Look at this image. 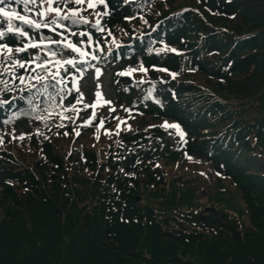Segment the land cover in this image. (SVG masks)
<instances>
[{
    "label": "trees",
    "instance_id": "16d2710c",
    "mask_svg": "<svg viewBox=\"0 0 264 264\" xmlns=\"http://www.w3.org/2000/svg\"><path fill=\"white\" fill-rule=\"evenodd\" d=\"M145 1L129 4L125 0H107L112 14L108 21L113 27V31L110 30L104 39L109 43L106 46L107 52L114 54L113 47H110L115 42L114 34L117 36L116 41L125 46L133 39L140 45V48L135 47L131 51L122 47L121 56L116 54L112 58L116 56L118 62L130 68L137 67L138 63L141 65L139 67L149 68L156 86H159L164 104L147 102L146 114L181 123L189 134L185 150L188 159L195 163L210 164L220 174L218 180L229 178L243 193L250 216L257 223L264 217V204L255 202L259 194L264 196V164H256L257 157H264L263 112L249 113L242 106L227 110L222 100L200 92L187 95L186 92L194 86L181 82V78L191 70H198L218 81L216 88H213L217 93L233 94L236 99L252 96L254 89L240 93V86L231 82V77L236 73H250L253 66L261 63L259 50L261 52L264 46V14L255 20L257 25L251 23L227 29L212 23L203 24L199 14L190 9H183L179 14L168 17L166 13L171 10L164 9L166 6L161 1ZM196 1L208 14L214 13L215 16L228 19L241 16L246 3V0ZM143 3L152 4V8L147 10L145 6L143 9ZM17 7L23 12L22 5ZM261 8L264 9V0ZM138 12L145 13L144 19L137 16L129 22L125 19V16H135ZM157 20H160L159 28L153 33L145 32ZM86 25L82 23L74 27L84 28ZM127 34L129 37L125 38ZM192 34L196 35L194 40L191 39ZM138 39L141 43L136 42ZM157 42L176 44L181 51L173 54L171 51L160 50L158 53L154 47ZM50 47L56 48L57 45ZM77 64L81 65L79 61ZM152 66L178 72L177 78L169 80V85L163 84ZM0 71H3L2 67ZM112 82L119 95V102L130 106L137 102L141 106L145 105L139 98L149 84L125 89L129 80L120 75L114 76ZM224 82L226 86L222 84ZM230 83L235 84L234 89H227ZM173 89L176 98L170 94L169 90ZM67 90L61 94L63 100L56 98L59 106L48 109L41 104L37 112L29 111L27 114H21V108L24 107L21 101L12 103L11 97L15 93L0 94V100H8L7 105L0 106V123L8 120L16 130L21 128L23 142L27 146L42 149L55 165L54 168L64 170L62 182L64 188L68 189L64 192L66 195L63 201L49 187H41L40 190L35 185L39 183L34 171L29 168H1L0 174L6 181L27 187L32 184L30 187L37 192L38 199L33 202V210L25 208L27 217L7 212L5 220L0 222V264H210L185 259L165 243L182 247L203 243L208 232L228 233L238 244L243 241L240 223L226 210H185L177 206L171 211L172 215L166 217L164 211L147 213L145 207L138 203L137 197L131 195L130 191L138 187L141 173L147 175L149 185H167L169 174L159 165V160L169 164L179 162L176 167L178 173L170 175L172 181L183 175H187V181L194 178L181 164L187 158L184 151L163 140L164 131L159 127L152 130L154 136L143 131L121 135L120 140L110 147V153L100 158L95 148H82L80 156L76 158L80 165L92 170L108 167L112 173L108 179V189L97 197L86 192L85 187L78 189V182L70 175L66 161L54 155L52 143L56 135L74 127L72 102L76 93L67 96ZM257 90L262 91L263 86ZM114 120L113 117L109 120L111 127L116 122ZM36 129L43 131L41 134L44 139L37 137ZM0 156L13 158L10 152L5 151ZM66 177L72 178L68 186L65 183ZM89 196L92 197L90 200ZM86 200L88 204H83ZM173 220L179 227L171 225ZM151 247L158 250V256L149 254L147 249ZM210 252L212 255H208V258L217 260L213 264H264L263 255H225L213 245Z\"/></svg>",
    "mask_w": 264,
    "mask_h": 264
},
{
    "label": "rangeland",
    "instance_id": "374dc122",
    "mask_svg": "<svg viewBox=\"0 0 264 264\" xmlns=\"http://www.w3.org/2000/svg\"><path fill=\"white\" fill-rule=\"evenodd\" d=\"M98 1L99 0H93L95 7L88 8L86 5L83 8L86 9L84 14L87 18L91 17L96 20L95 18L98 16L100 17L98 20L104 19L103 15L104 13L107 14V6L105 5V10L102 9L99 7ZM262 1L263 0H249L248 3L246 0L241 16L229 19L215 16L214 13L208 14L196 0H166L162 3L166 6L164 9L171 10L166 14L178 12L179 9L184 7L183 9H190L199 14V18L203 21V24L212 23L230 29V27H242L250 25L251 23L257 25L255 20H259V16L264 14V9L261 8ZM260 24H262V22ZM51 33L55 35L52 31ZM128 37L129 35L127 34L125 38ZM195 38L196 35L192 34L191 39L194 40ZM116 43L117 42H112L110 47H113ZM85 45L90 46V43L84 41L82 44L83 50H86L84 47ZM171 49V46H163V50L169 51ZM259 54L261 63L258 62V64L253 66L250 73H236L231 77V82L240 86V93H244L249 89H254V94L249 98L236 99L233 94L217 93L213 88H216L218 81L204 75L198 70H191L181 78V82L187 83V85L191 87L194 86L191 90L186 92V94L192 95L196 92H200L206 94L208 97L222 100L225 102L224 106L227 110L234 106H242L249 113L255 112L260 114L259 112H263L264 114V84L262 83L264 81V46L261 52L259 50ZM138 65L141 66L139 63ZM138 65L135 68L127 66L119 67L118 63H111L106 66H95L88 72V77L87 75L84 76L80 74L79 77H75V80L71 77L70 81H65L67 86H74L76 90L78 89L73 99L72 106L73 109L80 110V120L78 121V127L76 129L56 135L57 137L52 141L54 155H59V159L66 161L70 175L74 176L78 182L76 184L77 188L82 190L83 187H85V191L93 193V197L99 196L103 190L108 189V179L112 170L108 167L105 169L92 170L80 165L76 158L80 156V150L82 148L88 150H93L95 148L100 158L110 153V147H113L112 144L120 140L121 135L143 131V133L147 134V132H149L150 136H154L155 132L152 130L156 127L164 131V136L166 139H169L170 143L182 147L186 139V131L181 126H179V128L175 127L174 125H176V123L172 121H165L161 118L153 117L152 115H145L134 109L129 112L128 109L118 107L117 104H114L116 100L111 83L117 70L121 73H128L132 69H135L131 71L130 74L134 81L151 83V86L148 85L146 92L144 94L142 93L141 98L151 93L156 80L153 79L149 68L139 67ZM260 65H262V67ZM97 69H99V72H97ZM122 70H124V72H122ZM154 71L158 73L159 79L162 75V78L170 76L167 72L161 70ZM175 78H177V76ZM187 80L192 81L185 82ZM249 82H251V84H249ZM222 84L224 86L227 85L226 82ZM234 85L235 84L230 83L227 89H234ZM262 86L263 90L258 91L257 89H262ZM73 97L74 95L71 96V98ZM105 101H109V103H105ZM92 107H94V110H91ZM116 110L119 111L118 119L117 121L114 120L116 122L111 127L109 125V120H107L109 117L107 116ZM90 111L91 115L101 116L100 123H98L97 126L92 116L90 119H85L81 116L83 112L88 114ZM253 116H256V114H253ZM101 121H103V123H101ZM181 131L185 134L183 137H181ZM41 132L43 133V131ZM22 133L23 130L21 128L16 130L11 121H8V123L0 129V154L5 151L10 152L13 156L11 159H5L3 156H0V173H2V167L12 170H22L27 167L32 172L34 171L33 173L39 183L35 185H37L40 190L41 187H49L54 194L58 195V198L64 201V196L66 195L64 192L68 190L64 188L65 184L62 182V173L64 170L59 167L54 168L55 165L45 156L42 149L27 146V143L23 142ZM35 133L38 138L44 139L43 134L39 135L38 132ZM158 163L165 172L169 174L167 185L157 187L149 185L147 182V175L141 173L138 187L130 191L132 196L138 197V203L141 206H144L145 209L152 210L154 213L164 211L166 217L171 216V211L177 206L183 207L185 210L219 208L228 211L232 216L236 217L243 230V241L240 244L236 243L228 233L208 232L203 243L182 247L167 242L165 243L166 246H170L169 248L177 251V254L185 259L191 258L210 264L217 262L216 258H208V255H212L210 252L212 245L221 249L223 253H226L225 255L234 253L241 256H264V217L260 218L257 223L253 222L243 193L229 178L224 177L218 180L219 178L215 176L209 165L192 162V160L187 157L181 164H183V166L185 165V169L191 172L193 175L192 178L194 177L195 179L193 178L191 181H187V175H183L181 177L179 176L177 180L172 181L170 175L178 173L176 167L179 165V162L169 164L164 163L163 160H159ZM256 164L263 165L264 157H257ZM175 168L177 170H175ZM65 180L66 186H68L72 178L70 177L69 179L66 177ZM73 182H75V180H73ZM31 185L32 184L27 187L24 184L8 182L4 179L3 175L0 174V222L5 220V214L7 212L14 213L15 216L23 214L24 217H27L28 212L25 208L29 207L30 210L35 208L33 202L38 199V197L36 195L37 192L31 189ZM90 198L92 197L89 196L88 199L90 200ZM255 202L264 204V196L259 194ZM84 203L88 204V201L86 200L83 204ZM171 225L179 227L178 223L174 220ZM23 250H28V248H24ZM149 254L151 253L149 252Z\"/></svg>",
    "mask_w": 264,
    "mask_h": 264
},
{
    "label": "snow or ice",
    "instance_id": "6c2138e0",
    "mask_svg": "<svg viewBox=\"0 0 264 264\" xmlns=\"http://www.w3.org/2000/svg\"><path fill=\"white\" fill-rule=\"evenodd\" d=\"M84 2L85 0H59L58 4H54V0H7V2L0 0V67L3 68V71H0V85H2L0 94L15 93L11 100L12 103L19 100L24 104L21 114H27L29 111L37 112L41 104L48 109L59 106L56 98L64 99L61 94L67 88L65 83L67 77L72 76L75 80L74 73L82 71V67L77 64V57L72 56L68 49L78 54L81 65L88 63L86 55L96 58L94 54H86L78 46L84 43L83 40L72 42L71 37H64V32L59 33L60 38H52L40 31L49 28L56 33V25L61 29L69 27L65 23L68 21L71 25L86 24L85 17L78 14L80 8L76 7L83 5ZM99 3L104 4L106 0H99ZM87 4L90 8L95 7L93 0H87ZM20 5L23 6L24 14L17 10V6ZM65 8L67 11L64 10ZM34 11L37 18L29 15ZM16 21L22 23L17 24ZM69 31H71L70 27ZM79 35L84 36L85 33L81 31ZM50 45L57 47L52 48ZM61 45L63 47H60ZM30 48L33 51H29ZM171 51L177 50L171 49ZM65 56L69 58L64 59ZM131 71L126 74L130 75ZM172 75L175 76L176 73ZM68 91L71 94V90ZM7 104L8 100H0V106ZM174 126L179 128L178 124ZM184 135L181 131V137Z\"/></svg>",
    "mask_w": 264,
    "mask_h": 264
},
{
    "label": "water",
    "instance_id": "95a60500",
    "mask_svg": "<svg viewBox=\"0 0 264 264\" xmlns=\"http://www.w3.org/2000/svg\"><path fill=\"white\" fill-rule=\"evenodd\" d=\"M137 200H139V199L137 198ZM146 212L149 213V214H153L154 213L152 210H149V209H146ZM148 252H150L152 256H155V257L158 256V251L155 248H149Z\"/></svg>",
    "mask_w": 264,
    "mask_h": 264
}]
</instances>
